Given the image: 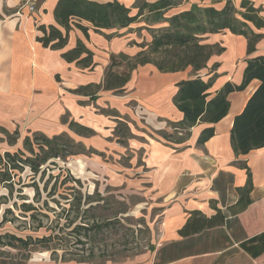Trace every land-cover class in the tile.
<instances>
[{"label": "crops", "instance_id": "1", "mask_svg": "<svg viewBox=\"0 0 264 264\" xmlns=\"http://www.w3.org/2000/svg\"><path fill=\"white\" fill-rule=\"evenodd\" d=\"M57 1L0 0V125L25 127L31 134L47 136L65 132L85 143L93 154H102L98 149L105 145L119 152L125 147L141 152L139 181L148 183L161 198L160 221L149 246L121 260H54L46 252L29 256L11 252L0 255V264H264V147L236 154L231 144L234 117L242 112L259 80L231 91L228 111L217 122L197 121L181 141L175 139L186 130L177 132L175 138L166 137L174 131L168 122L183 118L173 103L177 83L195 75L205 82L213 78L208 90L212 95L227 83L240 85L247 61L264 56V29L249 23L255 33L262 34L251 53L247 39L227 29L202 35L203 43L218 46L220 51L213 52L195 74L191 67L162 72L152 63L137 65L123 90L115 92L104 89L103 82L109 70L124 71L118 55L133 58L147 51L152 39L145 29L152 27L145 21L146 12L126 27L99 32L83 21L87 36L73 26L66 45L53 49L37 41L41 35L37 25H54L63 31L53 16ZM117 1L135 15L138 4L157 0ZM249 1L260 8L264 19V0ZM227 2L238 10L242 0H181L165 16L192 5L222 9ZM29 3L34 4L33 12ZM79 39L93 53L91 67L62 56ZM138 120L156 130L152 131L158 137L137 136L134 124ZM209 127L213 135L199 144L201 132ZM82 129L91 133L75 131ZM112 139L125 147L110 143ZM78 159L84 170V161ZM204 219H212V224L201 227ZM184 228L187 233H182Z\"/></svg>", "mask_w": 264, "mask_h": 264}, {"label": "trees", "instance_id": "2", "mask_svg": "<svg viewBox=\"0 0 264 264\" xmlns=\"http://www.w3.org/2000/svg\"><path fill=\"white\" fill-rule=\"evenodd\" d=\"M180 1L157 0L150 3L143 1L136 6L138 9L137 13L131 15L130 9L117 0L107 2L58 0L53 9V16L57 25L63 31L54 25L38 24L37 29L41 32V35L37 36L36 39L43 46L61 49L66 45L68 33L73 26L80 29L87 36L88 26L83 25V21L89 23L95 31L99 32L102 29L126 27L136 22L138 17L146 12L145 21L152 27H146L145 29L150 33L152 39L148 44L147 51H141L133 58H128L122 53L118 55L119 61L124 64V71L118 73L109 70L103 82L104 89H111L115 92L123 90V86L129 79L132 69L136 68L137 65L153 63L162 72L183 71L191 67L195 74L196 71L205 66L213 52L220 51L218 46L202 42V35L208 33L227 29L234 34L243 35L247 39V51L249 53L255 50V44L262 34L255 33L250 28L249 23H252L257 29H264V19L259 15L260 8L254 7L249 0H242L238 10L230 2H227L222 9L192 5L187 10L165 16L166 12L177 6ZM237 15L240 17L238 18ZM154 25L159 26L154 27ZM139 46L144 47L145 45L140 44ZM92 55L93 53L80 39L77 40L73 48L62 53L66 61H75L81 67H91L93 65ZM212 79L205 82L201 77L195 75L194 78L181 80L177 83L178 89L173 96V103L182 112L183 118L177 122H168L174 131L173 134L166 135V137L172 136V138H175L177 132L187 131L197 121L217 122L228 111L229 101L227 100V95L234 90H243L251 80L257 79L260 82L258 87L248 99L242 112L234 117L231 128V144L236 154H247L253 149L264 147V56H257L247 61L242 83L238 86L227 83L212 95L208 91L212 85ZM95 87L98 89L100 85ZM70 127H73L72 124H70ZM0 130L11 137L8 141L9 144L14 145L16 143L17 137L13 138L11 135L17 136V129L10 132L7 128L0 125ZM75 131L79 134L91 133V131L86 130V132L84 130ZM184 134L186 137L188 131L183 133V136H177L175 140H183L185 138ZM212 135L213 128H205L197 142L202 144ZM79 153H92V150H87L81 142L75 141L65 132L53 136L33 132L31 136L23 138L21 147L16 151L7 150L4 153H0V182H8L11 185L13 175L19 174L26 167L33 174H38L39 167L50 159L61 158L65 160L68 156ZM65 177H69L75 183L79 182L78 179H73L69 174ZM47 180L46 183L48 184L50 178ZM8 187L11 191V186ZM69 188L74 189L73 186ZM76 191L79 192L77 189ZM52 193H54V190H52ZM243 194L240 198L241 202L243 196H246V188L243 189ZM95 195L98 203L90 207L100 212L99 218L96 219V216H92V220H88L89 223L84 224L85 218L81 221L83 224H76L72 231L85 230L90 233V236H93L102 227L109 225L112 218H115L107 210H104L106 205H103L113 196H102L98 192L97 187H95ZM79 202L80 199L78 198V204ZM116 202L121 206L125 205L123 201L116 200ZM247 202L248 197L245 199V204ZM37 209L28 203L21 204V210L24 212L37 211ZM125 209L124 207L119 208L118 212H125ZM9 212L10 209L4 211L2 222H7L6 213ZM35 216L36 214L32 212L31 217L36 218ZM203 222L201 227L212 224V219H204ZM72 224L73 220L68 225ZM187 232V228L182 230V233ZM85 236H89V234H85ZM51 239L52 237L49 235L43 237L27 235L21 237L12 233H4L0 234V247L8 246L15 249H23L27 250L28 253L38 249L43 250V248L44 250H49Z\"/></svg>", "mask_w": 264, "mask_h": 264}, {"label": "rangeland", "instance_id": "3", "mask_svg": "<svg viewBox=\"0 0 264 264\" xmlns=\"http://www.w3.org/2000/svg\"><path fill=\"white\" fill-rule=\"evenodd\" d=\"M134 127L137 136L158 137L153 132L156 130L147 128L141 120H138ZM5 128L10 132L16 129L14 125ZM27 135H31V131L26 130L25 127L19 129L17 136L11 135L13 138L17 137L13 145L8 142L11 137L0 130V153L7 150L16 151ZM135 140L144 142L141 137H136ZM110 143L120 148L125 147L120 143L117 145L113 139ZM125 149L127 150L121 149L119 152L105 145L98 149L103 152L100 155L79 153L70 155L65 160L50 159L39 167L38 174H33L26 167L19 174L13 175L11 185L8 182H0V234L52 237L49 250L43 248L28 253L27 250L5 246L0 247V255L17 252L29 256L46 252L54 260L104 261L121 260L145 250L160 221L161 198L151 191L148 183L139 181L142 179L139 175L141 152H131L127 147ZM78 158L84 161V170L82 165L80 167ZM67 174L73 179H78L79 182L75 183L69 177H65ZM132 180H135V183H132ZM8 186H11V191ZM70 186L74 189L69 188ZM95 187L102 196H113L103 205H106L104 210L116 219L112 218L109 225L102 227L93 236L85 230L74 232L72 228L76 224H83L81 221L85 218L84 224L89 223L88 220L91 221L92 216L99 218L100 212L90 207L98 203ZM116 200L123 201L125 205L121 206ZM22 203L31 204L38 209L24 212L21 210ZM123 207L126 208L125 212L119 213V208ZM7 209H10V212L6 213L8 220L4 223L3 213ZM32 212L36 214V218L31 217ZM71 220L73 224L68 225Z\"/></svg>", "mask_w": 264, "mask_h": 264}, {"label": "built area", "instance_id": "4", "mask_svg": "<svg viewBox=\"0 0 264 264\" xmlns=\"http://www.w3.org/2000/svg\"><path fill=\"white\" fill-rule=\"evenodd\" d=\"M35 10L34 4L29 3V11L33 12Z\"/></svg>", "mask_w": 264, "mask_h": 264}]
</instances>
